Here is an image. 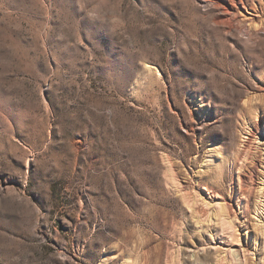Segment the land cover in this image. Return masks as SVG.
Listing matches in <instances>:
<instances>
[{
	"label": "rangeland",
	"instance_id": "374dc122",
	"mask_svg": "<svg viewBox=\"0 0 264 264\" xmlns=\"http://www.w3.org/2000/svg\"><path fill=\"white\" fill-rule=\"evenodd\" d=\"M222 2L0 0V264H264V26Z\"/></svg>",
	"mask_w": 264,
	"mask_h": 264
},
{
	"label": "bare ground",
	"instance_id": "6f19581e",
	"mask_svg": "<svg viewBox=\"0 0 264 264\" xmlns=\"http://www.w3.org/2000/svg\"><path fill=\"white\" fill-rule=\"evenodd\" d=\"M263 3H264V0H223V2L221 3V5L223 6L222 14L224 16V19L225 20L232 19L233 21L237 22V26L235 25L234 29L239 30L238 33L244 38L243 40L245 42H248V43L256 42V37H257L256 29H258V27L264 26ZM244 10L249 15L243 13ZM228 32H230V29L228 30ZM261 88L263 89V87ZM258 187H259L258 189H259L260 194H263L264 193V183ZM223 209H224L223 205L219 204L216 206V210H215L217 211V214H218L220 226L222 227V230L227 231L229 234H231L230 236H233L232 235L234 231V229H232L233 223H231L230 219L223 217L224 215L222 216V211L223 212L225 211ZM257 225L261 227L259 224Z\"/></svg>",
	"mask_w": 264,
	"mask_h": 264
}]
</instances>
